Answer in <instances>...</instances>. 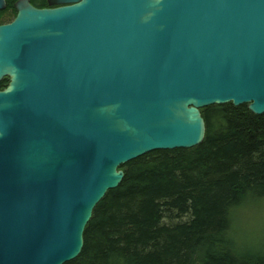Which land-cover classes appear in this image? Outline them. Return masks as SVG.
Returning <instances> with one entry per match:
<instances>
[{"label":"water","instance_id":"obj_1","mask_svg":"<svg viewBox=\"0 0 264 264\" xmlns=\"http://www.w3.org/2000/svg\"><path fill=\"white\" fill-rule=\"evenodd\" d=\"M48 2L0 25V264L78 258L121 167L201 145L204 108L264 114V0Z\"/></svg>","mask_w":264,"mask_h":264},{"label":"trees","instance_id":"obj_2","mask_svg":"<svg viewBox=\"0 0 264 264\" xmlns=\"http://www.w3.org/2000/svg\"><path fill=\"white\" fill-rule=\"evenodd\" d=\"M6 1L0 25L17 15L19 0ZM202 115L201 145L121 167L122 183L96 206L81 254L66 264H264L262 248L239 240L236 223L239 209L264 201V114L225 104Z\"/></svg>","mask_w":264,"mask_h":264},{"label":"rangeland","instance_id":"obj_3","mask_svg":"<svg viewBox=\"0 0 264 264\" xmlns=\"http://www.w3.org/2000/svg\"><path fill=\"white\" fill-rule=\"evenodd\" d=\"M239 240L264 252V201L252 202L238 210Z\"/></svg>","mask_w":264,"mask_h":264},{"label":"flooded vegetation","instance_id":"obj_4","mask_svg":"<svg viewBox=\"0 0 264 264\" xmlns=\"http://www.w3.org/2000/svg\"><path fill=\"white\" fill-rule=\"evenodd\" d=\"M58 6H55V5H50V4H43V7H36V8H39V9H51V8H56ZM16 18V17H15ZM14 18V19H15ZM13 19V20H14ZM11 23V22H10ZM8 24V23H7Z\"/></svg>","mask_w":264,"mask_h":264}]
</instances>
